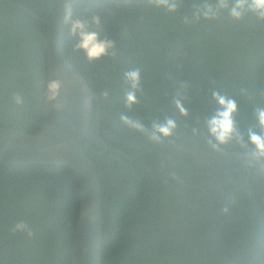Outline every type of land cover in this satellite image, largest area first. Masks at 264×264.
Wrapping results in <instances>:
<instances>
[{"label":"trees","instance_id":"trees-1","mask_svg":"<svg viewBox=\"0 0 264 264\" xmlns=\"http://www.w3.org/2000/svg\"><path fill=\"white\" fill-rule=\"evenodd\" d=\"M10 1L0 0V126L33 133L45 100L46 29L15 3L48 18L58 0ZM235 3L71 7L64 53L98 95L102 138L130 157L99 142L93 103L83 147L101 189L100 264H264V205L253 178L259 156L249 141L250 132L264 136V17L246 2L236 18ZM74 21L112 47L89 59ZM132 71L135 87L126 77ZM214 93L236 104V134L224 144L207 125L221 110ZM169 119L171 135L155 132ZM79 192L64 165H0V264H70Z\"/></svg>","mask_w":264,"mask_h":264},{"label":"water","instance_id":"water-1","mask_svg":"<svg viewBox=\"0 0 264 264\" xmlns=\"http://www.w3.org/2000/svg\"><path fill=\"white\" fill-rule=\"evenodd\" d=\"M78 1L58 0L48 18L40 17L20 3H15L45 24V100L41 126L36 132L0 126V165L58 164L73 170L79 181L80 192L70 264H100L103 224L101 189L96 168L83 147V139L91 122L93 103L95 135L103 146L114 149L107 145L100 133L98 95L66 58L63 50L62 35L67 13ZM106 1L146 5L159 0ZM51 82L58 83L54 98H50ZM114 151L125 155L130 161L126 153ZM253 178L256 193L264 205V156H259L255 161Z\"/></svg>","mask_w":264,"mask_h":264},{"label":"clouds","instance_id":"clouds-1","mask_svg":"<svg viewBox=\"0 0 264 264\" xmlns=\"http://www.w3.org/2000/svg\"><path fill=\"white\" fill-rule=\"evenodd\" d=\"M246 2L248 3L250 8L257 10L258 13L262 17H264V0H236V3L232 7L230 14L236 18H239L242 14L241 10L244 8ZM174 7V4L170 5V8ZM210 12L211 9L208 8L204 14L208 15ZM67 16H70V12L67 13ZM95 22H99L98 18H95ZM85 28L86 25L83 21H74L72 24L71 30L74 33L79 32L81 36L79 47L85 50L86 55L89 59H94L105 55L108 52V49L112 47V41L107 39H99L97 33L85 31ZM126 77L132 82L133 87H135L139 81V73L137 71L126 73ZM57 87V82L50 83V98H54ZM214 98L216 99V102L220 106L221 110H218L216 115L207 121L208 130L210 135L215 137L218 143L224 144L231 140L236 134L234 122L232 120V114L236 111V104L232 99L225 96H220L215 93ZM127 101L129 104L134 103L135 94L129 93L127 95ZM177 107L182 113L184 112V109L179 101H177ZM258 118L260 120V123L264 125V111H260L258 113ZM122 119L125 122H129L127 117H122ZM131 123L133 127L142 129V125H140L139 123ZM175 127V122L169 119L165 122V124L155 126V132H158L164 136H168L172 134V131L175 129ZM153 138H155V136ZM249 141L255 145L256 153L254 155L264 156V136H260L250 132Z\"/></svg>","mask_w":264,"mask_h":264}]
</instances>
